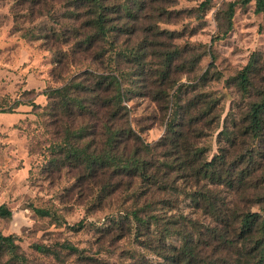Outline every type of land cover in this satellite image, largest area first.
Wrapping results in <instances>:
<instances>
[{
    "label": "rangeland",
    "instance_id": "obj_1",
    "mask_svg": "<svg viewBox=\"0 0 264 264\" xmlns=\"http://www.w3.org/2000/svg\"><path fill=\"white\" fill-rule=\"evenodd\" d=\"M118 1L121 0H104L110 4ZM201 1L142 0V9L128 19L109 13L112 21L107 25L113 29L116 23L123 30L110 32L108 40L99 41L86 54L78 51L76 41L87 34L93 36L94 29L86 25L88 10L76 7V0H0V204L11 210V217H0V233L14 235L17 253L21 255L18 258L0 248V264H95L97 261L138 264L160 260L143 248L146 243L143 236L126 231L121 237L122 232L99 229L111 226L112 216L123 215L136 203L148 205L151 201L168 199V192L147 187L140 177L130 181L123 176L115 186L117 180L108 176L107 169L98 176H87L81 165H60L59 160L56 164L49 147L61 139L59 119L48 113L52 107L50 98L41 93L62 86L69 79L85 87L90 84L92 89L103 93L95 82L110 71L113 73L111 65L116 55L110 51L97 55L94 51L101 52L104 47L127 48L135 57L117 64L125 73L122 104L127 115L121 123H126L137 138L126 141L118 152L131 154L136 149L155 164L164 160L161 153L165 146L160 143L166 135L172 95L182 83L187 88L182 87L179 92L180 103L205 94L218 99L208 115V130H198L199 136L195 138L200 146H206V155L210 157L220 147L234 152L217 132L224 124L230 127L231 121L241 123L250 104L257 99L255 89L264 77V70L253 78L254 87L248 93L237 88L234 77L253 52L261 53L264 65L262 16L254 11L253 1L241 4L239 0H211L206 7L199 6ZM230 2L235 5L228 30ZM81 25L85 29L83 34ZM111 40L113 46L106 45ZM166 55L176 58L168 67V85L157 86L150 69L158 67ZM140 63L150 72H145L144 78L131 88L130 73H136L142 67ZM105 85L101 79L100 87ZM131 89L134 90L128 92ZM31 99L38 106L20 104L13 111L2 110L12 103ZM97 111L95 116L82 115L71 123L68 120V124L87 128L89 132L83 141L89 143V150L99 151L104 138L100 122L104 110ZM139 140L150 148L149 154L138 148ZM237 140L236 143L243 140L250 147V140L244 136ZM160 168L159 175L164 171ZM103 178L109 181L105 188L112 187L108 194L99 182ZM163 180L168 184L167 177ZM123 181L128 184L120 186ZM260 181L258 187H264V180ZM176 185L184 187L185 183L178 179ZM139 189H142L140 196H132ZM248 194L249 191L244 196ZM231 197L239 207L258 211L253 200L242 204L243 196ZM260 199L263 206L264 195ZM178 202L182 213L198 220L204 218L192 213L188 199L182 195ZM33 207L49 210L55 219L36 214ZM36 245H44L48 250H38Z\"/></svg>",
    "mask_w": 264,
    "mask_h": 264
},
{
    "label": "trees",
    "instance_id": "obj_2",
    "mask_svg": "<svg viewBox=\"0 0 264 264\" xmlns=\"http://www.w3.org/2000/svg\"><path fill=\"white\" fill-rule=\"evenodd\" d=\"M210 1L202 0L199 6L206 7ZM250 1L254 2V11L261 14L264 27V0H239V3L247 4ZM75 4L76 7H86L89 12L86 25L94 29L93 36L87 34L76 41L78 51L86 54L93 50L90 47L98 46L99 41L108 40L110 32L123 30L116 23L113 29L107 25L112 21L109 13L128 19L142 9V0H121L114 4L105 3L104 0H76ZM234 5L235 2L229 3L228 30L231 27ZM81 28L82 34L85 33L83 25ZM112 42L106 41V45L113 46ZM100 50L101 52H94L104 55L106 51H110L116 55L112 59L114 64L111 65L114 67L113 73L110 71L101 77L106 85L100 87L101 79L95 82L103 93L92 89L90 84L85 87L75 79H69L66 84L41 93L50 98L52 107L48 113L59 119L61 139L51 143L49 150L55 156L56 164L59 160L60 165H81L84 168L83 174L87 176H98L107 169L108 176L117 180L115 186L123 176L130 181L140 177L147 187L168 192V199L155 203L151 201L148 205L136 203L127 208L123 215L112 216L111 226L107 225L99 230L122 232L121 237L126 231H132L137 237L143 236L146 240L143 248L152 251L160 260L151 263L137 262L138 264H264V205L260 204L264 187H258L262 184L260 180H264V77L255 89L257 99L242 117L246 123L243 120L239 124L231 121L230 127L224 124L217 132V136L228 142L237 154L220 147L210 157L206 155V146H200L195 138L199 136L198 130H208V115L216 107L218 99L205 94L202 98H191L180 103L179 92L182 87L187 88L186 84H180L182 87H177L172 95L173 104L165 126L166 135L160 143L165 146L161 153L164 160L155 164L138 154L136 149L131 154L117 151L126 141L137 138L126 123H121L127 115L126 107L122 104L125 73L117 68L122 60H130L135 55L129 49L117 46ZM166 56L158 67L150 69L157 86L168 85V67L176 57ZM263 70L261 53H251L246 64L234 77L237 88L242 93H248L254 87L253 78L262 75ZM145 72L150 71L142 64L136 73H130L131 88L137 86V80L144 78ZM173 85L174 83L171 84ZM132 90L134 89L128 92ZM160 90L166 94L164 89ZM20 104L38 106L31 99L12 103L8 109L4 107L2 110L13 111ZM99 108L104 110L101 115L103 120L100 121L104 135L102 148L99 151L95 148L89 150V143L83 141L86 132H89L87 128L79 125L72 127L68 120L71 123L73 118L82 115L95 116ZM216 116L219 118L221 112ZM239 136L250 140V147L247 142H242L244 139L239 144L236 143ZM138 143V148L146 151L145 155L149 154L150 148L140 140ZM160 166L164 171L159 175ZM163 177H167L168 184ZM178 179L183 180L184 187L176 185ZM99 182L104 187V193H110L112 187L105 188L109 181L103 178ZM121 183L120 186H124L128 181ZM135 191L132 196L139 197L142 189H139V193ZM247 191L250 194L244 196ZM179 195L188 199L192 213L204 218L198 220L179 211ZM233 195L243 196L240 201L242 204L253 200V204H258V211L239 207L237 202L232 201ZM33 211L41 216L54 217L53 213L44 208L33 207ZM0 217H11V210L3 203L0 204ZM36 247L41 251L48 250L44 245ZM65 247L72 250L74 248L71 245ZM0 248L12 256L21 257L17 253L12 234L0 233ZM95 264L103 262L97 261Z\"/></svg>",
    "mask_w": 264,
    "mask_h": 264
}]
</instances>
